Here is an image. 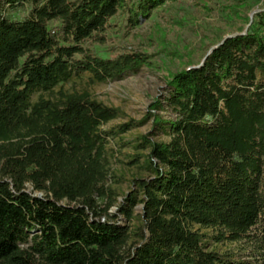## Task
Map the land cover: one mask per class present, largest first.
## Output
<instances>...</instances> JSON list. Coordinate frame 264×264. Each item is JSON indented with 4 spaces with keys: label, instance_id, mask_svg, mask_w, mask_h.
Instances as JSON below:
<instances>
[{
    "label": "trees",
    "instance_id": "obj_1",
    "mask_svg": "<svg viewBox=\"0 0 264 264\" xmlns=\"http://www.w3.org/2000/svg\"><path fill=\"white\" fill-rule=\"evenodd\" d=\"M176 1L0 0V264H264V7L234 8L235 30L170 75L152 104L176 113L152 114L168 141L125 140L135 120L104 129L122 112L87 90L42 95L151 67L150 52L94 45ZM112 142L138 174L120 204Z\"/></svg>",
    "mask_w": 264,
    "mask_h": 264
},
{
    "label": "rangeland",
    "instance_id": "obj_2",
    "mask_svg": "<svg viewBox=\"0 0 264 264\" xmlns=\"http://www.w3.org/2000/svg\"><path fill=\"white\" fill-rule=\"evenodd\" d=\"M264 7V0H179L167 2L162 7L151 12L140 25L133 29L118 30L117 27L109 32L105 44L96 43L94 47L103 56L108 55V49L114 46L126 47L138 51H147L153 55L151 67L143 66L136 72L122 79L95 83L89 73L74 75L70 81L57 86L54 91L43 93L46 98L55 97L60 90L90 92L92 97L107 106L118 108L122 115L108 124L104 129H110L121 123L135 120L141 124L123 135L125 140L132 141L140 135L151 133L155 140L168 141L169 136L162 132H154V117L157 113L165 119H175L176 113L170 108L155 110L152 104L168 93L170 75L190 64L198 63L203 56V49L211 47L217 41L229 36L236 28L234 8L241 11L248 9L250 19ZM22 14V13H19ZM41 94L33 96L36 101ZM110 152L116 153L114 167L124 180L119 184L118 204L122 203L131 190L133 178L138 175L137 168L128 164L133 149L129 146L122 148L119 144H109ZM39 194V193H38ZM142 205L136 207V213L142 212ZM117 206L111 209L117 213ZM122 223L125 221L122 220ZM211 234L213 230L203 229ZM209 249L224 252L236 248L237 244L216 242L206 238Z\"/></svg>",
    "mask_w": 264,
    "mask_h": 264
},
{
    "label": "water",
    "instance_id": "obj_3",
    "mask_svg": "<svg viewBox=\"0 0 264 264\" xmlns=\"http://www.w3.org/2000/svg\"><path fill=\"white\" fill-rule=\"evenodd\" d=\"M141 207H143V205Z\"/></svg>",
    "mask_w": 264,
    "mask_h": 264
}]
</instances>
